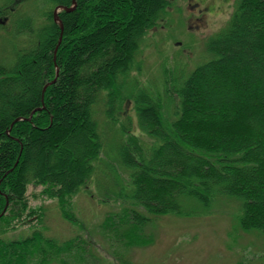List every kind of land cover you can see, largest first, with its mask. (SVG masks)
<instances>
[{"label": "trees", "instance_id": "16d2710c", "mask_svg": "<svg viewBox=\"0 0 264 264\" xmlns=\"http://www.w3.org/2000/svg\"><path fill=\"white\" fill-rule=\"evenodd\" d=\"M74 2L58 13L62 29L53 9L73 0H33L34 14L22 7L10 14L24 44L0 66V264H46L73 248L84 251V243L58 246L39 232L9 241L3 235L41 216V207L28 206L29 186L71 221L66 206L97 181L103 153L115 163L107 164L113 180L104 199L126 206L102 225L116 247L148 243L150 216H191L220 198L241 203V229L264 234V113L230 122L240 97L264 108V0L235 1L225 27L204 42L205 60L165 79L166 101L124 83L140 39L170 0ZM215 84L240 97H207ZM125 103L133 106V127L116 118Z\"/></svg>", "mask_w": 264, "mask_h": 264}, {"label": "rangeland", "instance_id": "374dc122", "mask_svg": "<svg viewBox=\"0 0 264 264\" xmlns=\"http://www.w3.org/2000/svg\"><path fill=\"white\" fill-rule=\"evenodd\" d=\"M6 1L0 0V6ZM235 1L170 0L171 4L165 13L140 39L135 68L126 75L124 88L134 92V89L144 90L156 97L161 95L166 101L168 86L164 83L165 79L170 80L172 76L180 75V72L187 75L205 60L204 42L225 27ZM32 3L33 0L24 1L17 7L19 10L22 7V13L34 14L37 7ZM248 14H252V11L249 10ZM5 15L4 24L10 26L13 17ZM244 37L239 46L244 44ZM23 44L18 33L0 28V66L11 64L18 47ZM34 63L36 61L32 65ZM13 89L9 85L11 92ZM22 90L23 87H20L19 92ZM214 94L223 101L238 96L233 90L216 84L208 89L206 96ZM246 99L240 97L237 100V119L231 117L230 122H245L244 118L239 117L241 115L254 118L263 115V107L252 109L250 103L243 101ZM163 104L166 105V102ZM123 106L122 114H116L118 122L135 126L132 104L125 103ZM76 146L75 137L71 147ZM107 155L111 154L103 153L102 161L106 163L102 164L103 171H98L97 181L93 180L66 206L68 215L73 217L71 221L62 216V210L55 200L40 196V187L29 186L26 193L28 206L32 209L41 207V216L25 218L3 235V239L18 240L39 232L58 246L72 240L73 244L84 243V251L73 248L58 257L54 256L57 260L46 264H263L264 234L241 229L238 222L241 203L227 198L214 201L205 212L197 208L191 216H150V225L145 227V234L150 236L148 243L116 247L107 237H103L106 230L102 225L107 214L119 216L126 206L118 201L104 199L103 188L113 180L107 164L115 165ZM69 173L68 168L65 174ZM121 175L124 177V174Z\"/></svg>", "mask_w": 264, "mask_h": 264}, {"label": "flooded vegetation", "instance_id": "af4514ba", "mask_svg": "<svg viewBox=\"0 0 264 264\" xmlns=\"http://www.w3.org/2000/svg\"><path fill=\"white\" fill-rule=\"evenodd\" d=\"M20 0H7L5 2V4H3L2 6H0V24L2 25L5 22V18L2 15L5 14H11L12 11H15V13L19 12V9L17 7V9L15 10V8H13L12 6H16L18 4Z\"/></svg>", "mask_w": 264, "mask_h": 264}, {"label": "water", "instance_id": "95a60500", "mask_svg": "<svg viewBox=\"0 0 264 264\" xmlns=\"http://www.w3.org/2000/svg\"><path fill=\"white\" fill-rule=\"evenodd\" d=\"M74 6H75V2H74V0H73V7H70V8H65V11H71L73 8H74ZM56 12L57 11H55V13H54V20L55 21H57L58 22V24H59V26H60V29H62V24H61V22H60V20H59V18H58V16H57V14H56ZM60 40H61V36H60V39H59V41H58V45L60 44ZM57 68H56V76H57ZM53 82V81H52ZM52 82H50L49 84H51ZM48 84V85H49ZM17 121V120H16Z\"/></svg>", "mask_w": 264, "mask_h": 264}]
</instances>
